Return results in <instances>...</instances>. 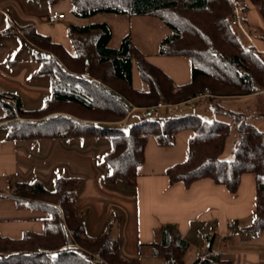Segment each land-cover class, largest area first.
Segmentation results:
<instances>
[{
    "label": "trees",
    "instance_id": "16d2710c",
    "mask_svg": "<svg viewBox=\"0 0 264 264\" xmlns=\"http://www.w3.org/2000/svg\"><path fill=\"white\" fill-rule=\"evenodd\" d=\"M54 4L60 0H38ZM72 14L93 17L99 13L126 16H151L170 32L158 43L157 52L165 56H186L190 79L175 84L161 68L149 62L133 41L130 32L117 46H111V26L105 21L86 24L68 23L67 32L74 48L63 45L33 28L24 30L26 38L45 55L38 59V73L50 76V96L36 109H25L18 95L0 92V105L11 140L63 137L108 138L110 148L103 156L110 172L103 183L117 181L134 185L138 168L144 161L149 135L160 145L173 142L176 133L189 129L185 160L169 166V182L210 178L235 192L241 175L255 177L253 220L245 230L264 229V132L239 114L227 112L238 120V138L233 158H221L230 125L222 120H207L198 114L180 116H143L124 133L113 123L123 121L134 107L175 105L186 102L208 89L211 98L237 97L264 89V62L254 48L245 47L231 26L234 0H70ZM264 22V0H248ZM242 22L249 7L242 0ZM135 66L145 89L132 85ZM149 111L148 114H150ZM81 177L58 176L54 188L47 189L38 180L10 181V194L17 207L41 208L49 214L40 232L25 231L19 237L0 234V264H98L91 253H99L106 264H142L140 255L125 257L118 241L107 230L96 235L84 230L85 212L79 210L75 193ZM152 256L163 264H230L220 252L211 249L189 263L184 255L189 242L176 225L166 223L154 231L147 245Z\"/></svg>",
    "mask_w": 264,
    "mask_h": 264
},
{
    "label": "crops",
    "instance_id": "0c3cea01",
    "mask_svg": "<svg viewBox=\"0 0 264 264\" xmlns=\"http://www.w3.org/2000/svg\"><path fill=\"white\" fill-rule=\"evenodd\" d=\"M53 15L60 18L49 23L48 19ZM70 15H73L70 0H60L50 9L47 5L30 9L23 0H0V92L18 95L25 109H36L27 108L26 105L44 96L45 103L49 98L50 76L37 72L38 59L45 52L26 38L24 30L33 28L74 54L67 26L61 22ZM236 25L246 46L254 48L264 62V22L259 13L249 6L244 22L239 18ZM9 29L15 32L3 35ZM161 56L165 55H160L156 61L150 60L147 55L146 58L166 72L175 84L189 81L190 62L187 57L173 55L166 56L171 59H165ZM137 76L139 74L133 66L131 82L135 88H138L134 85ZM261 96H264V90L212 100L208 95H200L172 107L178 109L191 105L194 108L189 111L206 117L204 119L227 122L230 132L221 158L231 160L237 140L235 132L238 120L235 116L234 121L224 117L227 112L239 114L264 132V99L259 105ZM139 109L133 108L123 121L113 124H122L136 115H140L139 118L146 116ZM142 109L149 112L147 108ZM2 116L0 105V119ZM192 134L193 131L189 129L181 130L169 145H160L156 139L148 136L144 161L138 168L135 184L121 187L118 181L107 186L102 180L110 172L103 160L110 148L108 138L11 140L7 125L0 122V234L19 237L25 231L40 232L43 220L49 214L41 208L17 207L10 194V181L38 180L47 189H53L58 176H76L82 178L75 199L79 210L85 212V232L96 235L107 230L111 238L118 241L119 250L125 257H141L142 248L148 247L154 239V231L163 224L172 223L189 242V248L192 239L196 240L199 232H203V240L209 241L205 249L222 253L230 264H264V229L258 233L245 230L253 220V173L241 175L235 192L210 178L195 180L189 186L181 181L169 182L165 170L185 160L188 139ZM128 187L131 189L126 192ZM231 222L240 223L244 234L232 235L228 229L229 226L233 228Z\"/></svg>",
    "mask_w": 264,
    "mask_h": 264
},
{
    "label": "rangeland",
    "instance_id": "374dc122",
    "mask_svg": "<svg viewBox=\"0 0 264 264\" xmlns=\"http://www.w3.org/2000/svg\"><path fill=\"white\" fill-rule=\"evenodd\" d=\"M63 1H65V0H62V2ZM243 1L246 4L248 3L247 5L253 6L248 0H243ZM23 2H24V5L30 9L35 8L38 5H42V6L47 5L48 9H50L51 6L55 5V3L49 4L48 2L38 1V0H23ZM242 4H243L242 0H234V5H233L234 10L235 9L239 10L240 6ZM254 9L256 10L255 7H254ZM256 12L258 13L257 10H256ZM93 21H105L111 26L112 31H113V36H112V39L110 42L111 46H117L119 44L122 36L124 34L130 32L132 37H133V41L139 46V48L152 61H156L157 57H160V54H158V52H157L158 43L162 39L163 36H165L166 34H168L170 32V30L159 19L153 18L151 16H130L129 17L126 15H121V14L99 13L93 17H90V18L77 17V16L70 15L68 18L65 17V20H62L61 22L65 26H67L68 23H70V22H77L78 24H86L88 22H93ZM231 26H232V29L234 30V32L236 33L237 37L241 41L242 45L247 47L245 42L240 37L239 30L237 29L238 26L237 25L235 26V24H232V23H231ZM161 57H163L165 59H171L170 57H166V56H161ZM184 57H186V56H184ZM134 85L137 86L139 89H145L146 88L145 83L139 78V76H137ZM200 95H208L209 97H211L207 88L203 89V91L197 96H200ZM44 98H45V96L42 97L41 99L35 101V102L33 101L31 104H27L26 105L27 108H37V107L42 106L44 103ZM216 98H218V97H216ZM212 99H214V98H212ZM259 99H260L259 105H261V103L263 102L264 96H261ZM200 101L208 103V101H206V100H200ZM152 106H156V107H154V111H152L150 114H148L149 112L147 110L142 109L140 107H134V108H140L138 111L146 114V116H148L150 118H155L157 116H160V117H162V116H180L182 114L184 115V114L194 113L193 111L192 112L189 111V109L194 108L191 105L190 106L189 105L188 106L183 105V106H180L182 108H178V109L175 107L173 108L172 107L173 105L158 106V103L155 105H151L149 107H152ZM139 117H140V115H136L135 117L127 118L122 124L116 125V127L120 128L124 133H128L129 127L132 124L140 121L141 118H139ZM203 118H206V117H203ZM224 118H226L227 120H232V121H234V119H235L234 116H229V115H226ZM235 133H236L237 138H238V132L236 131ZM149 136L156 139L154 135H149ZM231 145L233 146L232 142H231ZM117 184L120 185L121 187L122 186L127 187L126 184H124L121 181H118ZM130 189L131 188L128 187L125 190L127 192ZM231 223L233 224V222H231ZM231 227L232 226H229L228 229L230 230V233L232 235H236V233H239L240 235L244 234V232L240 229V223L233 224V228H231ZM198 235H199V238H196V240L192 239L193 243H191L190 248L187 250L186 254L184 255V261L186 263L191 262L192 260H194L195 257H197L204 250H206L205 248L208 245L209 241L205 242L203 240V237H204L203 232H199ZM91 254H92L93 260L95 258L101 259L102 260L101 264H106V262L104 261V259L101 257V255L99 253H91ZM140 254H141L142 264H163V261L161 259L154 257L150 254L148 247L142 248Z\"/></svg>",
    "mask_w": 264,
    "mask_h": 264
},
{
    "label": "built area",
    "instance_id": "2783aa9c",
    "mask_svg": "<svg viewBox=\"0 0 264 264\" xmlns=\"http://www.w3.org/2000/svg\"><path fill=\"white\" fill-rule=\"evenodd\" d=\"M59 16L57 15H53V16H50L49 19H48V22L49 23H53V22H56L57 20H59ZM231 23L232 24H238L239 23V13H238V10L235 9L234 11V14L233 16L231 17ZM15 30L14 29H9L7 31H4L3 32V35H8V34H11V33H14ZM162 104L158 103V106H161ZM154 107L156 106H152V107H149L148 109L152 112L154 111ZM102 260L101 259H94V263H98V264H101Z\"/></svg>",
    "mask_w": 264,
    "mask_h": 264
}]
</instances>
